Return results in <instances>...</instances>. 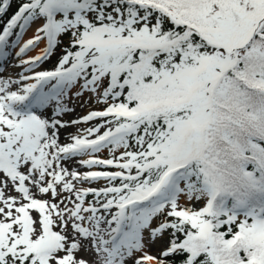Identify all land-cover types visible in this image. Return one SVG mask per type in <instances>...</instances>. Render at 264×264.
I'll return each mask as SVG.
<instances>
[{"label":"snow or ice","instance_id":"1","mask_svg":"<svg viewBox=\"0 0 264 264\" xmlns=\"http://www.w3.org/2000/svg\"><path fill=\"white\" fill-rule=\"evenodd\" d=\"M14 2L0 264H264V0Z\"/></svg>","mask_w":264,"mask_h":264},{"label":"bare ground","instance_id":"2","mask_svg":"<svg viewBox=\"0 0 264 264\" xmlns=\"http://www.w3.org/2000/svg\"><path fill=\"white\" fill-rule=\"evenodd\" d=\"M29 35H31V33H29ZM38 51H39V49H37L36 51H33V52H29L28 55H36ZM7 63L10 66L7 67L6 71H4L3 73H0V74L5 75V76H8V75L15 76V74L20 71V68L16 66V58L14 56H10L8 58ZM62 139H63V137H62Z\"/></svg>","mask_w":264,"mask_h":264},{"label":"rangeland","instance_id":"3","mask_svg":"<svg viewBox=\"0 0 264 264\" xmlns=\"http://www.w3.org/2000/svg\"><path fill=\"white\" fill-rule=\"evenodd\" d=\"M55 63V60L53 59V60H51V61H49V62H45L43 65H42V67L43 68H51L52 66H53V64ZM89 107H101V105H90ZM88 110V108L87 107H85V108H81L80 106H79V102H77V114H81V113H83V112H86ZM105 155H106V153H105ZM93 186H96V185H93ZM152 251L155 253L156 251H157V249H152Z\"/></svg>","mask_w":264,"mask_h":264},{"label":"trees","instance_id":"4","mask_svg":"<svg viewBox=\"0 0 264 264\" xmlns=\"http://www.w3.org/2000/svg\"><path fill=\"white\" fill-rule=\"evenodd\" d=\"M17 6H18V0H17V2H14V3L12 4L11 9H10V11H9V13H8L9 16H10V15L16 10ZM7 18H8V17H5V19H7Z\"/></svg>","mask_w":264,"mask_h":264}]
</instances>
